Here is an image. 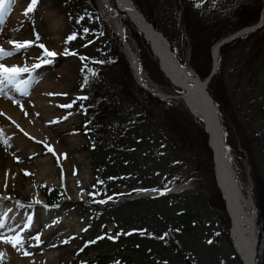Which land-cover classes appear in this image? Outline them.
Returning <instances> with one entry per match:
<instances>
[{
	"label": "rangeland",
	"instance_id": "1",
	"mask_svg": "<svg viewBox=\"0 0 264 264\" xmlns=\"http://www.w3.org/2000/svg\"><path fill=\"white\" fill-rule=\"evenodd\" d=\"M141 1L145 12H148L164 34L181 40L180 29L178 33L180 10L174 0ZM196 1L204 3L206 0ZM234 1L220 0L218 6L221 8ZM111 2L116 8V0ZM29 3L30 0L26 4ZM49 4L55 5L56 11L60 12L59 15L66 18V24L61 32L63 44L59 53L62 56L59 58L45 56L44 49L40 45H44L45 48L47 45L41 30L36 28L34 23V20H38L41 11ZM119 13L121 11H118L117 15L124 26L127 40L139 57L141 51L138 40L132 33L128 19L122 21V14ZM8 23L11 22L7 15L6 23L0 25V32ZM14 29L17 34L14 35L13 41L18 44L32 42L30 47L24 48L26 50L19 51L15 62L16 66L29 69L19 82L26 81L32 84L34 78L30 72L36 68V65L54 78L53 83L56 86L71 80L70 89L56 100L59 108L52 120L55 123L54 136L60 144L66 139H79V144L68 152L73 157H80L81 167L88 172L87 180L80 186V193L85 197L81 202L73 203L66 188L68 176L64 157L57 151H49L50 147L43 143H40L38 148L26 151V155L32 158L31 162L52 153L59 182L53 188H48L45 183L37 184V174H33L30 178L29 174H25L29 173L28 166L31 162L26 163L27 168L18 181L24 186H37L42 196L60 190L64 201L52 206L47 204L46 200L42 201L41 205H34L16 199L21 203L17 208L22 212H32L31 216H36L40 211L54 210L53 216L57 217V229L60 232L52 236L54 240L60 237L65 226L70 230L66 236L67 244L64 241L61 246L55 248L61 251L57 253L55 259L50 261L46 251L43 250L37 251L38 257L46 260L47 264L52 262L55 264H243L230 239L232 224L228 213L217 204L214 207L205 206L204 199H214L209 184V178L214 175L205 174L204 168L200 170L202 176H198L195 171L196 165L201 161L199 156L204 159L202 148L200 149V138L196 137L193 144L187 143L183 148L181 140L177 138L178 142L175 139L177 148L174 149L157 123L144 120L139 116L141 112L136 105L124 102L120 116L111 118L107 122L105 136L97 139L93 150L90 136L81 133L86 121L83 112L70 116L68 102L76 100V104L80 105L90 94L80 88V79L88 66L87 58L99 59L101 62L111 61L114 58L112 51L125 47L115 27L103 17L98 0H38L33 12L25 15L20 23L14 25ZM246 34L248 33L243 36ZM262 47L264 42L254 37L233 52L232 69L228 75L230 105L222 112L223 123L228 126L227 129L224 125L228 133V151L237 169L241 187L246 196H252L254 204L255 198L252 193L254 168L259 169L264 181V48ZM38 48L40 57L34 61L29 53L30 50ZM178 51L180 58L183 57L186 62L185 53L179 48ZM43 61L56 62L51 66L50 63ZM49 66L51 68L47 69ZM136 83L142 87L137 80ZM158 86L163 95L176 91L168 85L158 84ZM144 87L150 89L148 86L144 85ZM151 92L155 93L153 87ZM166 96L164 97L167 98ZM152 112L158 113L157 110L156 113ZM210 162L212 159H209ZM79 169L80 167L77 166L74 172L77 179ZM189 181L191 182L189 189L172 200H162L163 196L155 198L152 194L156 191H167L172 186ZM98 194L103 199L111 198L107 201L109 204L106 202L99 207L91 208L92 205L88 206L87 201L90 198L96 199ZM113 196H117V199H112ZM188 207H192L193 212L200 213V218L196 220L193 229H186L179 219L184 216ZM255 208L257 213L256 205ZM67 213L70 217H67ZM256 219L258 222L259 210ZM45 227L43 224V229ZM39 231H34L33 234L37 236ZM99 237L104 238L98 239ZM166 240H173L184 248L180 247V252H175L169 244H166ZM91 241L95 243H89ZM27 258L33 259L34 253H30Z\"/></svg>",
	"mask_w": 264,
	"mask_h": 264
},
{
	"label": "bare ground",
	"instance_id": "2",
	"mask_svg": "<svg viewBox=\"0 0 264 264\" xmlns=\"http://www.w3.org/2000/svg\"><path fill=\"white\" fill-rule=\"evenodd\" d=\"M28 2L29 0H17L8 14L12 24H6L0 32V47L14 53L12 56L0 60V63L8 67L16 66L15 62L19 51L26 50L24 48L18 50L15 46L18 43L13 39L17 34L14 25L20 23V20L25 17V4ZM98 5L103 17L115 27L117 33L122 35L124 40V26L118 19V11L125 12L147 36L151 37L158 55L161 57L159 64L164 74L172 85L179 89L177 93H170L172 98L183 102L190 114L200 121L209 134L217 184L231 219L230 238L242 262L254 264L255 212H252L254 204L251 196H246L241 187L237 169L227 148L223 127L217 115L212 111L203 81L197 78L193 71L190 73L188 70L179 68L176 61L168 56L165 44L132 8L135 5L131 0H116V8L111 0H98ZM59 13L56 11L55 5L49 4L38 15V20H34L36 28L41 30L48 50L57 53L54 56L56 58L62 56L59 53L63 44L61 32L66 24V18ZM34 37L36 38L35 34ZM125 43V52L135 69L137 67L140 82L148 86L150 90L153 87L156 94L162 95L156 85L152 84L151 86V82L144 79L137 54L132 50L128 40H125ZM214 54L216 57V48H214ZM29 56L32 60L37 61L40 57V49L30 50ZM55 62L53 61L50 65L52 66ZM50 68L49 66L47 69ZM42 69V67H36L30 72L34 78L32 84L26 81L19 82L24 73L19 77L18 88L9 85L4 88L3 93H0V113H3L0 115V225H3L0 227V236L8 240L22 236L25 240L22 246L16 248L12 246V243L0 240V253L3 254L0 256V264H47L46 260L38 257L37 251H46L50 261L55 259L57 253L61 252L55 248L61 246L70 233L68 226H65L60 237L52 239V236L60 234L57 229V217L53 216L54 210L40 211L36 213V216H31L32 212H22L17 208L21 203L16 199L34 205H41L42 201H45L37 186H24L18 181L27 168L26 163L32 161V158L26 155L27 150L38 148V145L43 143L61 154L64 157V166L68 176L66 188L72 202H81L85 197L80 193V186L87 180L88 172L81 167V158L73 157L68 152L76 144H79V139H66L64 143L60 144L54 136L53 130L55 123L52 120L59 108L56 100L70 89L71 80H67L61 86H56L53 83L54 78ZM53 163L52 153L39 157L28 166L30 173L28 177L37 174V184L45 183L48 188H53L59 182L57 168ZM77 166L80 167L78 179L74 176ZM67 217L70 215L68 214ZM43 224L46 226L44 229ZM37 230H40L37 234L39 241L33 234ZM25 252L34 253V258L28 259Z\"/></svg>",
	"mask_w": 264,
	"mask_h": 264
},
{
	"label": "trees",
	"instance_id": "3",
	"mask_svg": "<svg viewBox=\"0 0 264 264\" xmlns=\"http://www.w3.org/2000/svg\"><path fill=\"white\" fill-rule=\"evenodd\" d=\"M218 1L220 0H208L205 4H199L194 0H174L181 11L179 24L182 30V42L171 36H169V39L175 51L177 47H180L185 53L187 50L189 51L188 63L202 79L207 78L212 70V47L223 38L256 24L264 6V0H235L232 4L219 8ZM133 2L140 10L146 11L141 0H133ZM144 13L147 19L159 29L148 12ZM128 23L140 45L143 68L154 81L163 85L168 84L152 55L149 43L130 22ZM254 37L264 42V28L246 38H239L227 43L220 49L222 65L213 77L208 90L219 108L223 121L222 112L224 108H229L230 105L228 75L232 69V54L243 43L252 40ZM249 53H251V50ZM114 57V61L107 65L91 66L83 78V85L92 90L91 101L88 102L87 106L89 130L95 135H99L104 128L105 121L110 116L116 115L124 102H130L139 108L140 117L157 123L156 125L163 131L174 149L177 148L175 143L177 138L181 140L182 148L186 147L187 143L193 144L196 137L200 138V149L202 148L204 159L201 155L199 156L201 161L196 165L195 171L198 176H202L200 171L202 168L205 169V174L212 173V162L209 163L211 151L208 147L207 135L185 106L180 102H164L138 87L124 55L116 49ZM156 110L158 113H156ZM152 111L156 114H153ZM224 125L228 129L226 123ZM252 178L254 180L253 196L259 210L257 263L264 264V181L258 168H254ZM209 184L214 197V199H210V205L214 207L217 204L220 205L219 207L224 208L221 193L213 177L210 179ZM188 211L184 212L186 216L181 218V221L192 228L194 225L191 224V220L195 221L196 212L188 213ZM168 244L173 245L171 242H168ZM174 249L180 250L178 246H174Z\"/></svg>",
	"mask_w": 264,
	"mask_h": 264
},
{
	"label": "snow or ice",
	"instance_id": "4",
	"mask_svg": "<svg viewBox=\"0 0 264 264\" xmlns=\"http://www.w3.org/2000/svg\"><path fill=\"white\" fill-rule=\"evenodd\" d=\"M17 2V0H0V25H4L6 23V17L7 15L10 13L13 5ZM38 3V0H30L29 4H26L25 6V12L24 15H28L29 13L33 12V10L36 8ZM87 31V30H85ZM73 39L75 37H72ZM37 39H39V36L37 35ZM31 41H27L24 43H19L16 44V48L22 49L25 47H29L31 45ZM41 48L44 49V54L45 56L48 57H54L57 55L56 52L54 51H50L47 48H45L44 45H40ZM14 53L12 52H8L5 51L4 48L0 47V60H3L6 57H10L12 56ZM68 54V53H65ZM82 59H84L82 57ZM44 63H50L51 61H43ZM36 67H39V65H36ZM29 72V69L27 67H18V66H12V67H8L3 63H0V93L4 92V88L12 85V86H16L17 88L19 87L18 84V80L19 77L24 74ZM26 83V82H25ZM67 107H71V105H67ZM3 113H0V115H2ZM6 143V141H5ZM49 151H53L52 148H49ZM26 175L30 174V173H25ZM0 227H3V225H0ZM104 237H99L98 239H103ZM112 237H109V239H111ZM37 241H39V236H37L35 238ZM0 240H3L4 242H10L12 243V246L14 248L16 247H20L25 243V240L22 236L19 237H13L11 240H8L7 238H4L2 236H0ZM65 243H67V241H65ZM89 243H95V241H91ZM3 254L0 253V256H2ZM25 255H29V253L25 252Z\"/></svg>",
	"mask_w": 264,
	"mask_h": 264
},
{
	"label": "water",
	"instance_id": "5",
	"mask_svg": "<svg viewBox=\"0 0 264 264\" xmlns=\"http://www.w3.org/2000/svg\"><path fill=\"white\" fill-rule=\"evenodd\" d=\"M140 15H141V14H140ZM141 16H142V15H141ZM166 44H167V47H168V50H169V44H168L167 42H166ZM215 71H216V70H214V71L212 72L210 78L205 82V84H204V89H205V90L207 89V87H208V83L210 82L211 77H212V75L215 73ZM206 95L208 96V98H209V100H210V102H211V108H212L213 113H214V114L217 113V110H216V106H215V104H214V101H213V99L211 98V96H210V94L208 93L207 90H206Z\"/></svg>",
	"mask_w": 264,
	"mask_h": 264
}]
</instances>
